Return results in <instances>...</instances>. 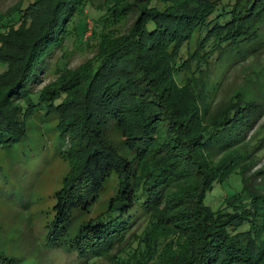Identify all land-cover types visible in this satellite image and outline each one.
<instances>
[{"label": "trees", "instance_id": "1", "mask_svg": "<svg viewBox=\"0 0 264 264\" xmlns=\"http://www.w3.org/2000/svg\"><path fill=\"white\" fill-rule=\"evenodd\" d=\"M87 1L30 0L25 8L21 2L18 11L0 12V46L4 49L6 41L13 46L10 53L0 50V60L7 65L0 72L6 83L4 93L0 89V149L25 140L30 110H72L58 123L62 139L70 137L69 149L59 153L71 161L72 170L56 193L45 246L75 251L84 264L107 252L140 216L163 205L166 220L185 239L178 242L174 259L160 257L153 264H264V213L258 205L262 198L244 185L216 209L206 203L217 181L238 165L254 166L251 153H235L256 134L247 137L262 104L236 94L228 102L206 104L202 112L192 100L187 116L173 119L162 96L164 90L180 93V99L191 94L176 76L182 74L188 58L183 55L188 53L185 42L193 32L207 40L205 62L214 53L215 60H221L234 43L227 57H245L240 42L252 39L264 20V0H226L221 5L210 0H104L99 28L88 41L98 54L89 62L90 79L82 77L87 72L82 74L80 66L66 75L63 90L51 88L59 92L45 101L46 91L36 93L33 85L48 71L68 24ZM159 1L166 3L162 9ZM135 11L132 28L119 34L120 23ZM192 58L202 69L198 51ZM78 91H83L81 106ZM128 125H133L127 132L129 153L121 154L110 136ZM253 144L263 145L264 136ZM113 171L120 176L115 198L104 213L81 222L73 234L79 215L91 211ZM2 253L0 264H20L17 257Z\"/></svg>", "mask_w": 264, "mask_h": 264}, {"label": "rangeland", "instance_id": "2", "mask_svg": "<svg viewBox=\"0 0 264 264\" xmlns=\"http://www.w3.org/2000/svg\"><path fill=\"white\" fill-rule=\"evenodd\" d=\"M29 1L0 0V12L6 14L9 10L18 11L16 8L20 7L21 2L22 7L25 8ZM210 1L221 5L226 0ZM165 4L159 1L158 6L162 9ZM83 7V10L79 11L68 24L64 42L56 49L48 71L41 74L39 82L33 85L36 93L41 90L46 91L45 101L61 92L66 75L70 77V72L77 70L80 66H83L80 71L82 74L87 72V75L82 77L89 79L91 77L92 70L89 62L98 54L97 47L88 44V41H91L89 36H92L93 30L99 28L98 21L104 11V0H88ZM109 15L111 14L107 13L108 17ZM137 15V11L129 14L126 21L118 26L117 32L127 33L137 19ZM259 25L254 35L252 34V39H244L240 42L242 50L247 54L237 60L236 57L226 55L227 49L235 46L234 43L227 46L221 60H215L216 53H214V57L205 62L207 53L204 43L207 40L202 39L200 33L193 32L185 42V45H189L188 53L186 54L185 51L183 55H187L188 58L182 67V74L176 76L178 83L188 85L191 94L180 99V93L168 94L167 90L162 93L173 119L186 117V108L191 106L192 100H197L202 112L206 104L228 102L236 94H241L246 101L251 100L262 104V111L247 137L256 134L247 142L246 148L235 153V156L239 153L242 155L245 150L248 154L251 153L249 156L254 160V166L241 169L238 165L234 173L215 183L206 198V203L214 209L220 206L225 197L241 191L245 185L251 195L262 198L258 205L259 211L264 213V144L258 147L253 144L264 136V20L260 21ZM110 26L115 27L112 22ZM110 26L108 24V27ZM111 31L115 32V29ZM250 43L252 46L249 47ZM3 46L4 49L0 46L1 54L10 53L13 48L8 41L3 42ZM197 51L203 62L202 69L192 63V57ZM6 66V63L0 60V72L5 71ZM84 70L85 72H82ZM3 80L0 77L2 93L6 86ZM53 87L58 88L59 91L50 92L49 90ZM82 93L83 91L75 93L76 98L80 100L79 106L84 103ZM168 95H173V99L168 100ZM29 112L25 140L0 149L2 165L0 251L4 255L17 257L20 264H80L75 251L45 246L49 232L48 224L55 213L53 207L57 201L56 193L64 185L65 177L72 170L71 161L59 153L69 149L70 137L63 140L58 131V123L66 116L69 118L72 110L55 113L44 106V109L37 108ZM132 128L133 125L120 126L110 136L112 145L121 154L129 153L127 132H131ZM119 184V172L113 171L91 211L80 214L78 220L76 219L77 222L72 229L73 234L81 222L96 218L107 210L109 201L115 198L118 192ZM165 208L162 205L156 207L154 212L140 216L107 252L84 264H153L152 261L159 260L160 257L174 259L178 242L185 237L175 231L179 228L174 223L166 220V213L162 212ZM157 236L160 238L156 249Z\"/></svg>", "mask_w": 264, "mask_h": 264}]
</instances>
